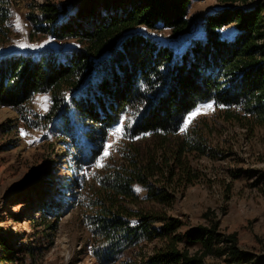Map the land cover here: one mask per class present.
Instances as JSON below:
<instances>
[{
	"label": "trees",
	"instance_id": "16d2710c",
	"mask_svg": "<svg viewBox=\"0 0 264 264\" xmlns=\"http://www.w3.org/2000/svg\"><path fill=\"white\" fill-rule=\"evenodd\" d=\"M192 1L203 0H77L71 9L44 3L29 16L32 38L41 35L73 44L37 55L0 53V107L28 123L35 98L48 95V113L32 127L44 126L60 137L65 150L68 175L59 188L70 189L69 195L46 197L37 212L41 224H35L56 232L64 210L83 207L88 246L97 264H211L206 262L209 257L224 258V264H249L253 259L239 247L237 235L219 233L214 220L183 237L175 234L179 222L153 209L173 198L151 191L153 169L137 156L118 167L88 172L121 125L129 141L176 136L193 111L209 104L224 121L264 125L263 0L253 5L251 0H219L224 7L207 16L204 37L180 54L134 32L143 27L183 34ZM10 6V0H0V49L12 36ZM230 25L233 35L224 36ZM12 127L2 124L0 130L8 133ZM204 129L207 124L186 130L174 160L184 153L207 155ZM180 169L187 181L194 178L188 166ZM168 172L172 179L174 172ZM136 187L148 189L151 205L146 209L139 205L144 199ZM159 238L166 245L154 255L118 262L134 246ZM188 246L200 250L190 254ZM23 250L20 264H27L26 258L35 264L34 247ZM18 253L0 240V259L17 264Z\"/></svg>",
	"mask_w": 264,
	"mask_h": 264
},
{
	"label": "rangeland",
	"instance_id": "374dc122",
	"mask_svg": "<svg viewBox=\"0 0 264 264\" xmlns=\"http://www.w3.org/2000/svg\"><path fill=\"white\" fill-rule=\"evenodd\" d=\"M75 1L10 0L12 36L0 53L37 55L70 47L72 41L58 42L41 35L33 39L29 16L37 14L38 7L44 3L63 4L71 9ZM257 1L260 0H251L250 5ZM222 7L224 5L219 0L192 1L187 17L189 27L179 36H173L166 29L150 31L139 27L134 32L167 44L180 54L204 37L207 16ZM233 31L230 25L223 29V35L230 37ZM49 106L48 95L37 96L28 123L21 121L15 111L0 107V125H13L8 133L0 130V240L5 239L15 252H20L17 264L23 263L24 247H34L35 264H97L88 246L89 231L84 224L83 207L64 210L56 232L46 229L45 225L35 224H41L37 212L46 197L53 193L67 196L70 190L61 192L59 188L68 175L61 138L52 135L44 126L39 129L32 127L48 113ZM186 124V129L176 136L151 135L135 141H129L123 132L115 133L114 129L106 143V146L111 145L107 148L109 155L104 156L103 152L88 172L93 174L112 166L118 167L133 155L137 156V160L141 163L146 161L153 169L151 191L173 198L171 205L159 204L153 209L179 222L180 227L175 234L183 237L191 228L210 227L214 220L219 222V233L237 235L239 247L253 256L249 264H264V125L224 121L217 109L207 105L193 111ZM195 124L200 128L208 126L203 130L207 155L184 153L174 160L176 151L184 143L186 130ZM98 163L103 167H97ZM185 166L190 168L194 176L192 180L187 181L181 175L180 167ZM169 169L174 172L172 179ZM136 192L144 199L139 203L141 208L149 207L151 201L146 200L148 189ZM165 245L166 241L161 238L141 243L125 252L118 262L145 259ZM183 246L184 243L179 244L180 248ZM220 248H225V245ZM188 250L194 254L200 248L188 246ZM26 259L30 264L31 261ZM223 261L224 258L213 257L206 260L211 264H224ZM0 264L10 263L0 259Z\"/></svg>",
	"mask_w": 264,
	"mask_h": 264
},
{
	"label": "snow or ice",
	"instance_id": "6c2138e0",
	"mask_svg": "<svg viewBox=\"0 0 264 264\" xmlns=\"http://www.w3.org/2000/svg\"><path fill=\"white\" fill-rule=\"evenodd\" d=\"M16 26H17V28H18V30H19V29H20L19 18H17V25H16ZM27 46H28V45H21V47H27ZM43 99H44L45 101H47V97H44ZM207 107H208V108H211L212 105L209 104V105H207ZM197 111H200V110L198 109ZM193 115H195V113H193ZM189 119H191V117H190ZM186 127H187V124H185V128H182L181 131H184V130L186 129ZM122 131H123V125H121V126H119V127H117V128L115 129V133H121ZM110 147H111L110 144L106 146V149H105L104 154H103L104 156L109 155V153H108V151H107V148H110ZM97 167H103V164H102V163H98V164H97ZM136 191H141V189L137 188Z\"/></svg>",
	"mask_w": 264,
	"mask_h": 264
}]
</instances>
